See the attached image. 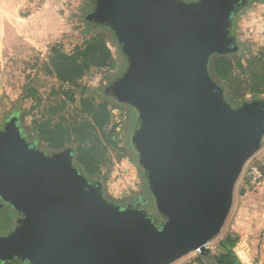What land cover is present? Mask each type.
Segmentation results:
<instances>
[{
  "label": "water",
  "instance_id": "obj_1",
  "mask_svg": "<svg viewBox=\"0 0 264 264\" xmlns=\"http://www.w3.org/2000/svg\"><path fill=\"white\" fill-rule=\"evenodd\" d=\"M243 2L95 1L87 19L111 27L128 60L107 92L138 111L132 143L160 220L110 200L75 165L74 147L48 153L12 116L0 129V199L18 216L0 236V261L173 264L209 254L264 138V99L233 107L208 66L238 50Z\"/></svg>",
  "mask_w": 264,
  "mask_h": 264
},
{
  "label": "rangeland",
  "instance_id": "obj_2",
  "mask_svg": "<svg viewBox=\"0 0 264 264\" xmlns=\"http://www.w3.org/2000/svg\"><path fill=\"white\" fill-rule=\"evenodd\" d=\"M19 2L20 15L32 18L29 21L21 20L17 25L15 21H11V16H4L7 23L0 30V125H5L7 118L17 111L28 139L42 150L52 153L59 150L48 148L46 143L36 139L37 129L45 120L52 119L53 123L62 121L63 125L72 126L86 119L93 123L81 100L88 99L97 106L106 104L111 120L106 130L99 132L100 140L106 141L104 131L108 133L115 129L117 132H112L111 136L113 140L117 139L118 144L114 146L102 142L104 149L99 156L101 172L89 178L84 174L92 181H100L109 199L117 204L132 203L139 196L151 200L152 193L144 179L138 153L132 143L138 111L128 104H117L107 92L109 84L125 72L128 60L110 30L98 27L92 34L88 32L90 28L87 16L95 4L92 0ZM0 4H4V10L7 11L11 1H0ZM17 16L18 13L15 17ZM241 19L244 38H239L243 35L237 32L238 42L250 41L255 45L256 51H259V46H264V7L252 2ZM96 35L102 36L111 49L114 64L91 68L75 84L62 82L52 68L54 50L72 53L76 47H81ZM229 58L234 61V74L241 75L248 81L249 75L238 68L234 56ZM216 59L217 56L212 62ZM215 80L220 83L217 78ZM253 97L264 99V93L249 95L246 99L251 101ZM239 104L240 101L232 103L233 106ZM115 135H118L117 138ZM55 140L57 139L50 138L48 142L56 143ZM69 146L72 145L68 144L62 149ZM253 161L264 169V138L261 148L251 158V162ZM251 162H247L237 182L233 207L221 233L208 244L209 254L202 255L199 251H193L173 264H218V257L223 253L221 241L228 234L238 236V231L257 240L253 244L257 253L255 264L264 259V221L259 219L260 213L264 211V178L261 185L252 184L246 179L247 165ZM74 163L77 167L80 166L76 159ZM242 189H245L243 194ZM252 196L256 200L251 201ZM150 205L145 209L160 220L155 204L152 208H149ZM238 214L241 221L236 224Z\"/></svg>",
  "mask_w": 264,
  "mask_h": 264
},
{
  "label": "trees",
  "instance_id": "obj_3",
  "mask_svg": "<svg viewBox=\"0 0 264 264\" xmlns=\"http://www.w3.org/2000/svg\"><path fill=\"white\" fill-rule=\"evenodd\" d=\"M184 1V0H183ZM94 0H92V3ZM263 3V2H261ZM263 8V5H260ZM239 18V17H238ZM233 19L232 34L238 38L237 34V19ZM89 33L92 34L96 28L108 29L113 34L111 27L104 24H93L89 19ZM247 23V22H246ZM115 35V34H114ZM240 38V37H239ZM238 50L223 55H213L209 60V71L213 78L220 81V85L224 89L225 96L232 105L234 101H240V107L244 102H248L247 96H257L264 93V46H259V51H256L255 45L250 41L238 42ZM51 58V64L57 77L62 82L75 84L77 80L81 79L85 72L93 67L101 68L105 66H112L114 59L112 51L107 45L104 38L100 35L94 36L88 40L81 47H76L72 53H63L58 49ZM217 59L212 62L213 58ZM234 59L238 63V68L242 73L249 75L248 81L243 79L241 75L234 74ZM255 99V97H253ZM252 99V100H254ZM83 108L89 111L93 123L91 124L87 119L80 124L63 125V122L53 123L52 119L45 120L40 128L37 129V141L46 143V146L51 149L61 150L66 145L70 144L75 148V159L80 164L78 166L83 173L90 176H95L101 172L100 155L104 149L103 143H109L117 146L118 141L113 140L112 132H117L115 129L106 133L103 136L106 141L100 140V131L106 130L111 120L110 111H108L106 104L95 105L90 100H81ZM117 104L120 102L117 101ZM118 134V133H117ZM118 135H115L117 138ZM50 138H56V143H50ZM103 142V143H102ZM76 144V145H75ZM261 169L264 170L262 168ZM95 167V168H94ZM145 179V177H144ZM146 181V179H145ZM147 183V181H146ZM148 185V183H147ZM149 188V186H148ZM0 236L7 235L16 226V218L18 216L16 210L8 203L0 199ZM154 203L150 205L152 208ZM238 236L226 235L221 241L223 253L218 257V264H242L237 257L234 248L238 242ZM0 264H25L20 260L0 261Z\"/></svg>",
  "mask_w": 264,
  "mask_h": 264
},
{
  "label": "crops",
  "instance_id": "obj_4",
  "mask_svg": "<svg viewBox=\"0 0 264 264\" xmlns=\"http://www.w3.org/2000/svg\"><path fill=\"white\" fill-rule=\"evenodd\" d=\"M0 1H1V3H3L4 0H0ZM8 1H11V4H10L7 11L4 10V4H0V30H2L4 28V24L7 23V21L4 17L5 14H8L9 16H11V21H15V23L17 25H19L21 20L29 21L32 18V16H29V15L28 16H21L20 15L19 10L21 7H20L19 0H8ZM259 4L264 6V3H259ZM16 13H18L17 18L15 17ZM244 15H245V13L241 14L239 16V18L237 19L236 25L238 28L237 29L238 33L243 32V30L241 29L242 28V19L241 18ZM241 34L243 35V33H241ZM240 38H244V35L241 36ZM255 198L256 197L252 196V198L250 200L254 201V200H256ZM260 215H261L259 218L260 221H264V211L261 212ZM239 216L240 215L238 214V216L236 217V224H238L241 221ZM238 232H236L238 234L239 239H238V242L234 248L235 253L238 255L242 264H255V261L257 259V256L255 254H257V253L255 252V246L253 244H255L257 240L251 239L253 237H250L248 235L240 234L243 232H239V233ZM262 254H264V251H262ZM256 264H264V259H262V260L260 259V261L257 262Z\"/></svg>",
  "mask_w": 264,
  "mask_h": 264
},
{
  "label": "flooded vegetation",
  "instance_id": "obj_5",
  "mask_svg": "<svg viewBox=\"0 0 264 264\" xmlns=\"http://www.w3.org/2000/svg\"><path fill=\"white\" fill-rule=\"evenodd\" d=\"M95 1L96 0H94V4H95ZM185 1H187V2H190V1H195V0H185ZM244 2H243V6H241V7H239L238 8V11H237V13H236V15L234 16V19H236V18H238L241 14H246V11L249 9V7H250V5H251V3L252 2H257V3H261V2H263L264 3V0H243ZM232 25H233V23H232ZM12 116H16V117H18L19 118V120H20V117H19V114H18V112L16 111V112H14V113H12L10 116H9V118H7V120L5 121V125H6V122L12 117ZM20 123H21V120H20ZM5 125H3V126H1L0 125V129H4V127H5ZM21 127H22V124H21ZM22 129H23V127H22ZM23 131H24V129H23ZM25 132V131H24ZM26 134V133H25ZM143 202V197H141V196H139V197H137L136 199H133V202L132 203H127V204H121V205H131V206H138V207H141V208H145L146 206H148L147 204L145 205V204H143L142 203ZM152 202H151V200H150V204H151ZM149 204V205H150Z\"/></svg>",
  "mask_w": 264,
  "mask_h": 264
},
{
  "label": "built area",
  "instance_id": "obj_6",
  "mask_svg": "<svg viewBox=\"0 0 264 264\" xmlns=\"http://www.w3.org/2000/svg\"><path fill=\"white\" fill-rule=\"evenodd\" d=\"M251 162V159H250ZM249 163V161H248ZM246 179L252 184L261 185L263 184L264 173L261 166L256 161L251 162L247 165Z\"/></svg>",
  "mask_w": 264,
  "mask_h": 264
}]
</instances>
